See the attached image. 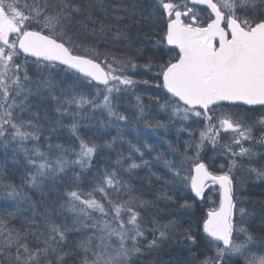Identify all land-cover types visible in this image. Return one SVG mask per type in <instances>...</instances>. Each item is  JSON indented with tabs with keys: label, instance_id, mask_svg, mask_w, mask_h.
Wrapping results in <instances>:
<instances>
[{
	"label": "snow or ice",
	"instance_id": "snow-or-ice-1",
	"mask_svg": "<svg viewBox=\"0 0 264 264\" xmlns=\"http://www.w3.org/2000/svg\"><path fill=\"white\" fill-rule=\"evenodd\" d=\"M146 2L130 7L136 23H147L151 48L131 42L134 51L116 56L88 41L131 38L95 19L93 0H0V148L23 173L20 185L0 182V198L23 201L32 213L19 228L20 207L0 213V264H135L167 246V264H264V210L257 236L238 195L245 179L264 181V166H254L264 161V0ZM120 10L117 23L129 13ZM141 87L155 92L150 99L168 117L146 126L179 125L177 137L187 136L182 146L165 141L171 159L155 156L167 170L152 173L164 185L155 200L122 178L120 158L93 171L127 126L118 111L126 94L143 117ZM41 104L58 114H43L47 128ZM97 112L117 132L102 143L94 138L99 129L81 131ZM58 128L67 129L69 143H53ZM132 148L141 163L133 159L129 172L149 165L142 148ZM26 189L41 200L56 190L61 203L40 210ZM160 202L170 210L167 222L146 220ZM64 209L71 216L60 221Z\"/></svg>",
	"mask_w": 264,
	"mask_h": 264
},
{
	"label": "trees",
	"instance_id": "trees-1",
	"mask_svg": "<svg viewBox=\"0 0 264 264\" xmlns=\"http://www.w3.org/2000/svg\"><path fill=\"white\" fill-rule=\"evenodd\" d=\"M135 2L136 0H93L94 18L100 22H103L108 27H119L123 29L125 32L129 34L131 39L123 40L122 42H114L112 39V34L109 33L108 35H97L94 39L88 41L89 44L94 45L101 52H111L116 56H122L125 52L134 51V48L130 49L128 47L129 43L131 42H136V46L151 48V45L148 44L149 37L147 35L148 34L147 23L145 22V24H138L135 22V19L133 18V14L131 12L130 6ZM140 3L143 5L144 8H147L146 0H140ZM124 7L129 8V13L127 15V18L124 19L122 22L117 23L114 18L125 15V13L120 10ZM114 9H116V11H114ZM139 11L140 9L138 8L136 11L137 18L139 16ZM97 28H99V23L97 24ZM152 37H154V33L152 34ZM141 41H143V44L140 43ZM141 71L143 70L141 69ZM144 78H147V76H145ZM141 89H143V87H141ZM153 95H155V92H147L143 96V98L147 100L146 103L154 104L156 107H158L159 104H157L154 100L150 99V97ZM33 103L35 104L37 102L33 101ZM39 110L41 112L42 122H44L45 124H47L45 117L43 115L45 112H47L48 117L52 119L58 117V115H56V112L54 111V104H46V105L41 104L39 106ZM90 120H92V122L98 120L105 121V118H103L99 114H95L91 117ZM64 123L65 124L68 123L67 119H64ZM123 130L127 131L126 128ZM93 132L95 131L91 130V132H87L86 134L93 135ZM45 135H48V133L45 132ZM109 135H105L104 133L102 134V132L100 133L99 131L94 136V138L102 143L104 140L110 139ZM111 135L113 138L117 135V133L115 132V134H112L111 132ZM68 140L69 138H67L59 130L53 136V143L66 144L68 143ZM145 144L151 145L152 143L148 144L147 142H145ZM133 145H135L136 147H140L138 140H131V137L129 138L128 134H122V136L118 138L116 140V143L113 145L114 147L113 151L109 152L108 151L109 149H105L103 154L97 157L95 161L96 168L93 171H95L96 169L102 170L103 168L115 165V162L118 158H120L121 162H123L125 160L124 159L125 157L123 155H125L127 152L134 153V150L132 148ZM179 145L182 146V144ZM154 150L152 151L154 152ZM1 158H2L1 167L5 169V175H4V181L1 180L0 182H14L15 179H17L18 182L20 183V177L23 174L20 168L14 166L11 160L7 159V161L5 162L4 157L2 156ZM9 158L11 159V157ZM154 158L155 156H145V160L149 161L148 166H143L137 171L132 170L133 173L126 172L123 173L122 175L123 178L126 179V181L130 182L131 185L135 189H137V191L140 194H142L145 199L148 200H155L157 192L161 190L164 186L163 181L162 180L157 181L156 176L152 175V173H156V175H162L167 171L163 166V161H156ZM164 158L166 159L167 157L164 156ZM19 159L21 160L22 156L19 157ZM7 162H9L10 164ZM254 166L256 167L264 166V161L256 163ZM121 171L123 172L125 170H121ZM14 175L16 177H14ZM69 175H71V173H69ZM47 192L48 190L45 189L46 194ZM28 194L31 197L32 202H37V201L40 202L41 205L40 210H43L44 205H47L49 208H54L61 203L56 190H53L51 196H47V198L43 200H41L40 198V193L36 192L35 190H28ZM238 195L241 198L240 206L246 208L250 213V221H249L250 230H252L255 235L260 236L261 233L259 231L260 229L259 217L261 216L262 210H264V181H258L255 179H245L243 185L240 187V191ZM16 207H20L22 210L20 213H17V219L13 221L15 227L19 228L21 226V222L24 220V217L32 215L31 211H24V209H27V204L24 203L23 201L13 202L11 200H5L3 198L0 200V213L15 211ZM169 211L170 210L164 208L163 203L160 202L157 203L154 208L149 209L147 213H145V217L146 220L149 221L152 220L153 218H156L160 220L161 223H165L167 222V219L170 218L168 216ZM62 213L63 214H59L57 216V219L60 221H63L64 218L69 217V213H67L66 209L62 210ZM184 226L187 227V224H185ZM146 235L151 236L148 233H146ZM177 247L182 248V246H177ZM172 251H173L172 247L167 246L164 249L157 252H151V253L144 252L143 255L135 259V264H158L159 261H162L163 264H167V261L170 259L168 253ZM185 258L189 260H193L192 254L188 252H185ZM3 264H8V261L4 260ZM69 264H71V261L69 262ZM193 264H197V262L193 260Z\"/></svg>",
	"mask_w": 264,
	"mask_h": 264
},
{
	"label": "rangeland",
	"instance_id": "rangeland-1",
	"mask_svg": "<svg viewBox=\"0 0 264 264\" xmlns=\"http://www.w3.org/2000/svg\"><path fill=\"white\" fill-rule=\"evenodd\" d=\"M137 94H140L142 96H144L147 92H144L143 89L138 88L137 90ZM147 100L144 99V115L141 118L140 117V113H139V109L136 107V100H135V96L132 95L131 93L126 94L122 101L119 102L118 104V111L124 112L127 116H128V123L126 127H123V129L126 128L127 131H124L122 129L123 134H128L129 138L131 137V140H138L139 142V146L141 148H143L144 151V157L143 159L145 160V156H156V153H164L167 158L166 159H171V156L168 154V152L166 151V149L168 148L167 143H165V141H171L173 144H176L178 146H180L179 144H183V141L185 139H187L186 135H181L179 138L177 137V127H179V125L176 126H170L167 130L160 128V129H153L150 127H147L145 124V121H151L153 123H155L156 121H163L165 122V124H168V117L165 113H163L160 109V107H156L154 104H150V103H146ZM96 114L101 115L99 112H97ZM56 115H58L56 113ZM90 115V119L93 116V114H89ZM95 115V114H94ZM103 118H105V121H94L92 122V120L88 119V120H83L82 124L83 125H87L89 128L86 130L85 128L82 127L81 131L82 133L84 132H91V130L95 131L97 129L100 130V133L102 132V134L107 133L105 135H109L110 139H112V134H115L116 132V128L115 127H109V128H105L104 124H107L108 120L105 115H101ZM52 118L48 117V120H51ZM67 121L69 122L70 117L66 118ZM77 119H80L79 117ZM45 127L47 128V124H45ZM58 130L64 134L67 138H69V133L67 131V129L65 128H58ZM57 130V132H58ZM56 132V133H57ZM117 133V132H116ZM92 134V133H91ZM163 138V139H162ZM147 142L148 144L152 143V149L157 150L154 152L153 151H149L147 149L146 151V147H144L146 144L145 142ZM70 142V140H68V143ZM31 146V145H30ZM114 147H112L111 149H109L108 151L111 152L113 151ZM146 151V152H145ZM3 153V154H2ZM4 157V149L0 148V173H2L3 175H0V181H4V175H5V169L1 167L2 163H1V157ZM125 158V160L123 162H121V165L118 166L121 170H125V171H121V176L123 175V173H126L129 171H127L128 169V165L131 164L133 162V159H135L136 163H141V160L139 159V154L138 153H131V152H127L125 155H123ZM10 157V156H9ZM8 157V160H11ZM23 159V158H22ZM21 159V162H22ZM12 161V160H11ZM9 163V162H7ZM10 164V163H9ZM143 167V165L141 166ZM140 167V168H141ZM138 169H133L134 171L139 170ZM78 170V169H77ZM133 173V171H131ZM14 177H16L14 175ZM123 178V176H122ZM15 179V178H14ZM125 181L126 179L123 178ZM15 184L19 183L17 179H15L14 181ZM130 183V182H129ZM131 184V183H130ZM17 185H20L17 184ZM26 191H28V189H26ZM2 198H0L1 200ZM71 216V214L69 213V217ZM65 219V218H64ZM63 219V220H64ZM149 239H151V236H148ZM146 253H149L147 251H145Z\"/></svg>",
	"mask_w": 264,
	"mask_h": 264
}]
</instances>
